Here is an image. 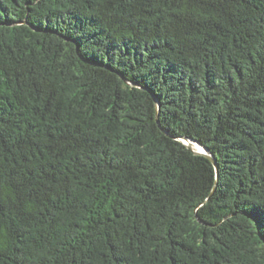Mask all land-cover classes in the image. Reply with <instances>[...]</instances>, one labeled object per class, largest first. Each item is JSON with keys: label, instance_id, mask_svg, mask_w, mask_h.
Here are the masks:
<instances>
[{"label": "trees", "instance_id": "obj_1", "mask_svg": "<svg viewBox=\"0 0 264 264\" xmlns=\"http://www.w3.org/2000/svg\"><path fill=\"white\" fill-rule=\"evenodd\" d=\"M0 264H264V0H0Z\"/></svg>", "mask_w": 264, "mask_h": 264}, {"label": "water", "instance_id": "obj_2", "mask_svg": "<svg viewBox=\"0 0 264 264\" xmlns=\"http://www.w3.org/2000/svg\"><path fill=\"white\" fill-rule=\"evenodd\" d=\"M152 98L156 104V110H157V117H158V113H159V109H160V106H159V103L156 99L155 96L152 95ZM183 141V143L186 145V147L188 149H190L194 154H197V155H203L205 156L206 158H208L212 163L213 165L215 166L216 170L218 168L217 166V163L214 159V157H212V155L208 152V150H206L204 147L202 146H199L194 140H191V139H187V138H183L181 139ZM193 144H196L197 147L201 148V151L200 150H197L195 149L196 147L193 145ZM216 187H214V190H215Z\"/></svg>", "mask_w": 264, "mask_h": 264}, {"label": "bare ground", "instance_id": "obj_3", "mask_svg": "<svg viewBox=\"0 0 264 264\" xmlns=\"http://www.w3.org/2000/svg\"><path fill=\"white\" fill-rule=\"evenodd\" d=\"M194 146L196 147L195 149H197V150H200V151H201V148L197 147V145H196V144H194Z\"/></svg>", "mask_w": 264, "mask_h": 264}]
</instances>
